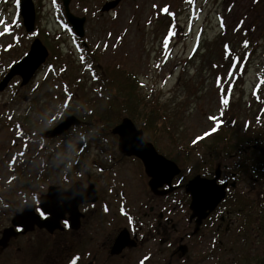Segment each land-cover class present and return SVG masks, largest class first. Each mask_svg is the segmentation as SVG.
I'll use <instances>...</instances> for the list:
<instances>
[{
	"label": "rangeland",
	"instance_id": "1",
	"mask_svg": "<svg viewBox=\"0 0 264 264\" xmlns=\"http://www.w3.org/2000/svg\"><path fill=\"white\" fill-rule=\"evenodd\" d=\"M33 2L38 31L29 34L22 31L19 0H0V67L13 61L4 53L9 44L14 50L20 36L26 39V53L41 35L49 51L34 79L25 85L10 81L0 92H6L0 94V113L24 123L21 110L35 100L31 93L37 90L39 100L33 107H39L36 124L43 131L69 116L80 123L88 119L90 127L75 132L61 148L64 152L69 147L79 155L71 139L77 141L81 131L96 127L90 138L92 158L116 154L109 126L128 116L156 150L180 165L186 181L214 162L221 172L223 165L229 166L225 175L240 174L236 177L240 188L257 195L255 180L246 181L250 169L244 176L239 171L240 163L249 167L254 155L225 149L228 141L245 138L247 125L264 122V0H122L110 14L100 11L105 0H73L72 11L87 17L85 36L79 39L59 24L57 0ZM226 44H232L227 51ZM24 52L17 48L11 56L19 59ZM113 69L135 79L136 91L131 95L111 91L104 78ZM26 110L22 117L35 119L34 112ZM213 129H218L220 146L211 140ZM28 131L39 132L32 126ZM9 134L14 138V131ZM243 156L251 159L242 160ZM231 205L225 202L224 209L229 211ZM226 224L217 222L188 238L190 257L185 264H239L244 250L249 252V264H262L264 239L252 238L244 249L247 240L234 225L227 235L215 234L217 227L223 234Z\"/></svg>",
	"mask_w": 264,
	"mask_h": 264
},
{
	"label": "flooded vegetation",
	"instance_id": "2",
	"mask_svg": "<svg viewBox=\"0 0 264 264\" xmlns=\"http://www.w3.org/2000/svg\"><path fill=\"white\" fill-rule=\"evenodd\" d=\"M111 1L105 0V3ZM58 3L57 0V6ZM72 3L73 0L69 5L70 11L80 17L72 11ZM58 8L56 13L62 18L59 24L66 25L68 20L62 0ZM82 17L87 23V17ZM70 27L68 25L67 28L72 31ZM13 46L14 50L10 44L6 47L4 55L13 57V61L0 67V82L27 54L24 37L15 39ZM17 48L25 51L22 58L11 56ZM17 82L22 83V79L14 77L10 84ZM253 91L257 96V89ZM31 94L36 96V101L39 100L40 92L38 94L35 90ZM35 100L21 110L23 114L26 109L34 112L35 119L23 118L20 113L19 118L24 121L20 123L0 113V264H185L190 257L187 239L196 238L217 222L227 224L223 234L220 227L215 234H229L234 225L233 205L226 211L225 202L239 194L253 195L249 188H246L248 193L240 188L236 179L240 174L232 171L225 175L224 170L229 166L223 165L218 183L229 184L227 196L197 228L195 220H191V196L187 192V184L197 175L214 179L219 163L212 162L208 168L201 166L204 168L201 173L186 181L180 165L157 150L176 163L181 172L170 181L160 179L152 187V178L146 173L142 160L122 153L119 137L112 133L124 118L130 117H121L109 126L116 154L92 158L89 155L90 138L96 127L81 131L77 141L71 139L72 148L79 149V155L69 147L64 152L61 148L75 132L82 130L83 126L90 127L88 119L57 137H46L43 134L52 131L60 122L43 131L42 125L36 124L37 114L41 113L39 107H33L37 103ZM68 111L69 116L72 111ZM257 125H247L245 137H261L259 130L264 128V124ZM30 126L37 127L39 132L28 131ZM10 131H14V138ZM252 150L255 151V159L263 162L264 146L245 145L238 152L253 155ZM249 159L250 156L242 157V160ZM239 169L244 176V167L239 165ZM232 189L236 192L229 196ZM186 219L189 227L193 226L192 234L187 230ZM38 220H51L53 228L40 227ZM121 236L124 237L119 243Z\"/></svg>",
	"mask_w": 264,
	"mask_h": 264
},
{
	"label": "water",
	"instance_id": "3",
	"mask_svg": "<svg viewBox=\"0 0 264 264\" xmlns=\"http://www.w3.org/2000/svg\"><path fill=\"white\" fill-rule=\"evenodd\" d=\"M62 1L66 8V18L68 22L71 24L77 37L83 38L85 36L84 27L86 18L78 17L71 13L69 9L71 0ZM121 2L122 0L107 2L102 7L101 11L103 13L111 12L116 9ZM20 15L27 33L34 32L36 29L37 14L33 0H21ZM48 56V48L39 38H36L32 42L31 48L25 58L15 64L2 80L0 83V92L5 90L14 77L20 76L22 78V85L31 81L41 65L46 63ZM79 124L80 121L76 117L69 116L55 129L45 132L43 135L46 137H57L69 130L72 126ZM112 133L118 135L119 149L122 153L128 156H136L142 160L146 173L152 178L150 183L152 187L160 179L170 181L181 172L176 163L166 159L162 154L158 153L155 146L146 140L143 130L138 129L130 118H124L122 123L113 129ZM220 177L221 171L220 168H218L214 179H204L197 175L187 184V192L191 196V220H195L197 228L200 227L203 220L216 210L227 196V187L229 184H219L218 180ZM231 185L234 186V183ZM23 215L24 214L21 215V219H23ZM36 222L40 227L49 230L53 228L51 220L43 222L38 220ZM123 237L124 236H121L119 238V243ZM183 250H185V247H183Z\"/></svg>",
	"mask_w": 264,
	"mask_h": 264
},
{
	"label": "trees",
	"instance_id": "4",
	"mask_svg": "<svg viewBox=\"0 0 264 264\" xmlns=\"http://www.w3.org/2000/svg\"><path fill=\"white\" fill-rule=\"evenodd\" d=\"M42 36L43 35H41L40 37L42 38ZM244 43L245 41H243V44ZM230 45L226 44V47L223 45L226 51L230 49L229 48ZM233 59H234V56H233ZM104 80H105V85L110 87L111 91H112V88H114L120 93H125L127 95H131L134 91H136L137 85H136L135 79H132L125 71L121 69L120 70L113 69L110 76L107 77V79L104 78ZM118 108H121V106H118ZM221 121H218L216 124H219ZM259 123H262L261 125L264 124V122H260V121L257 124ZM217 130L218 129H215V131H212L213 137L211 136L212 137L211 140L213 141V144H216V146H220L221 141L217 142L219 135H220V134L218 135ZM259 132L262 133L261 137L258 135L256 136L249 135L248 138L247 137H245L244 139L238 138V139H232L231 141H228L226 143V149H225L226 152L234 150L236 153L239 151V148H242L243 146L250 145V144L264 146L263 144L264 143V128L260 129ZM216 151H219V150L216 149ZM251 153H253V155H256L254 150H252ZM240 166L244 167L243 172L247 170L249 171L250 169L251 177L248 178L246 181H249V183L250 181L252 182L254 180L255 182L257 181L256 183L259 188L257 195L249 194L251 198L249 197L248 199H245V198H242L243 195L239 194L236 197H234L233 200H230V203L233 205L232 214L234 217L233 219L234 226H235L236 221L239 220V222H241L240 225L235 226V229L237 231L240 230V232H243V234L245 235V239L247 241L245 242L244 249H248L247 246H250L249 242L251 241L252 238L255 239V237H258V238L264 239V191H263L264 189V161L261 162L254 158L249 164V167L243 163H240ZM254 176L256 177L254 178ZM232 190H231V193H233ZM235 192L236 191H234V194ZM260 193H263V194H260ZM246 254L248 255L249 252L247 250H244L243 257L238 259L239 264H249L248 259L246 258L247 257ZM262 264H264V258H262Z\"/></svg>",
	"mask_w": 264,
	"mask_h": 264
},
{
	"label": "snow or ice",
	"instance_id": "5",
	"mask_svg": "<svg viewBox=\"0 0 264 264\" xmlns=\"http://www.w3.org/2000/svg\"><path fill=\"white\" fill-rule=\"evenodd\" d=\"M227 103V101H225V104ZM213 131H215V129L213 130Z\"/></svg>",
	"mask_w": 264,
	"mask_h": 264
}]
</instances>
